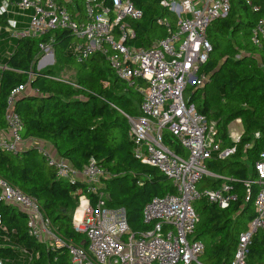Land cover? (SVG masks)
<instances>
[{
	"label": "trees",
	"instance_id": "1",
	"mask_svg": "<svg viewBox=\"0 0 264 264\" xmlns=\"http://www.w3.org/2000/svg\"><path fill=\"white\" fill-rule=\"evenodd\" d=\"M19 0H0V38L11 18L12 4ZM141 15L127 20L134 32L128 42L149 47L166 35L159 20L175 25V18L160 0H130ZM6 3V6L4 5ZM257 10L242 0H230L224 17L213 19L205 29L210 45L197 74L206 75L200 87L191 86L189 101L208 122L214 123V139L220 148L234 147L228 157L213 153L205 162L208 172L218 178L202 176L197 189L217 188L225 183L233 196L220 208L204 198L192 202L197 221L191 234L203 244L200 261L229 264L238 234L254 215L253 200L259 188L253 164L264 147V42L255 46L249 36L255 21L264 15L263 0H255ZM76 10L81 9L79 2ZM17 27L21 25L17 21ZM53 62L36 69L39 43L50 37ZM72 34L52 29L39 36L11 37L6 57L0 59V129L5 125L7 97L24 85L10 104L20 123L22 139L44 141L74 169L92 158L104 171L101 190L108 207L125 211L128 228L138 233L151 227L142 221V208L154 196L173 193L170 180L157 168L140 163L132 153L125 116L139 114L141 97L134 87L117 78L105 57L93 52L77 61L69 49ZM74 66L73 80L59 73ZM239 119L241 132L230 140L228 124ZM258 132V136L254 133ZM163 143L180 152L176 140L163 133ZM249 164V166H248ZM0 178L37 203L51 230L65 241L86 248L83 233L76 232L71 216L80 195L91 203L97 192L88 191L79 180L58 177L36 146L16 152L0 149ZM97 190V191H98ZM0 261L2 264H72L65 247L48 246L28 232L27 214L16 205L0 200ZM244 264H264V234L256 230L247 247Z\"/></svg>",
	"mask_w": 264,
	"mask_h": 264
},
{
	"label": "built area",
	"instance_id": "2",
	"mask_svg": "<svg viewBox=\"0 0 264 264\" xmlns=\"http://www.w3.org/2000/svg\"><path fill=\"white\" fill-rule=\"evenodd\" d=\"M242 1L254 10L259 8L255 0ZM77 2L80 10L75 9ZM160 5L175 18L174 28L166 20H159L166 27V35L149 47H138L128 43L134 32L127 20L141 15L130 0H19L12 4L11 14L19 18L9 19L6 28L13 38L39 36L52 29L68 30L73 37L69 49L77 61L99 52L115 76L134 87L141 97L139 114L125 116L132 153L140 163L157 168L174 187L173 193L154 196L143 206L142 221L150 222L151 227L131 232L124 209L105 205L106 194L98 190L100 177L105 173L92 158L76 170L37 140L20 137L19 119L10 104L25 86L13 89L7 97L5 125L0 129V149L16 152L36 146L56 176L82 181L88 191L97 192L93 203L80 195L71 216L73 229L85 236L86 248L58 237L35 200L2 178L0 200L27 214L28 232L35 239L48 246L65 247L72 264H205L199 259L202 242L191 237L197 221L192 201L204 198L223 208L233 199L224 182L217 188H196L202 176L219 177L206 170V160L213 153L224 159L234 147L220 148L214 139V123L208 122L189 101L190 87H200L207 80L206 75L197 74L210 50L205 29L213 19L228 13L230 0H160ZM261 9L264 12V0ZM249 39L255 46L264 42V15L255 21ZM53 42L51 36L39 43L36 63L48 64ZM184 90L189 91L185 98ZM163 133L176 140L180 152L175 153L163 143ZM239 134L228 131L233 142ZM253 171L259 186L253 200L254 215L238 234L229 264H244L252 234L256 230L264 234V147Z\"/></svg>",
	"mask_w": 264,
	"mask_h": 264
},
{
	"label": "rangeland",
	"instance_id": "3",
	"mask_svg": "<svg viewBox=\"0 0 264 264\" xmlns=\"http://www.w3.org/2000/svg\"><path fill=\"white\" fill-rule=\"evenodd\" d=\"M4 31L6 32V36L0 38V59L6 57L7 50L11 46L10 41H11L12 36L10 35V32L7 28H4ZM44 64H45L44 62H40V65H44ZM48 65L49 64L44 65V66H40L38 68L37 63H36V69H41V68H44L45 66H48ZM73 69H74V66H70L69 68H64L59 73V77L64 79V80H73V75H74ZM188 95H189V91L184 90V92H183L184 98ZM227 129H228L229 133H231L233 130L241 132L242 127H241V124L239 122H237L236 120H233L228 124ZM38 142L43 145V143L41 141H37V143ZM248 166H249V164H248Z\"/></svg>",
	"mask_w": 264,
	"mask_h": 264
},
{
	"label": "crops",
	"instance_id": "4",
	"mask_svg": "<svg viewBox=\"0 0 264 264\" xmlns=\"http://www.w3.org/2000/svg\"><path fill=\"white\" fill-rule=\"evenodd\" d=\"M241 124V123H240ZM227 132H228V129H227ZM238 132V131H237ZM240 133V132H239ZM41 141V140H40ZM43 143V145L45 146V148L49 149V150H52V146L44 141H41Z\"/></svg>",
	"mask_w": 264,
	"mask_h": 264
},
{
	"label": "water",
	"instance_id": "5",
	"mask_svg": "<svg viewBox=\"0 0 264 264\" xmlns=\"http://www.w3.org/2000/svg\"><path fill=\"white\" fill-rule=\"evenodd\" d=\"M53 62V56L52 55H50V57H49V60H48V64H51ZM41 65H39L38 63H37V67L39 68Z\"/></svg>",
	"mask_w": 264,
	"mask_h": 264
},
{
	"label": "bare ground",
	"instance_id": "6",
	"mask_svg": "<svg viewBox=\"0 0 264 264\" xmlns=\"http://www.w3.org/2000/svg\"><path fill=\"white\" fill-rule=\"evenodd\" d=\"M78 214H79V210L76 211V213H75V217H77Z\"/></svg>",
	"mask_w": 264,
	"mask_h": 264
},
{
	"label": "clouds",
	"instance_id": "7",
	"mask_svg": "<svg viewBox=\"0 0 264 264\" xmlns=\"http://www.w3.org/2000/svg\"><path fill=\"white\" fill-rule=\"evenodd\" d=\"M0 11H2V9H0Z\"/></svg>",
	"mask_w": 264,
	"mask_h": 264
}]
</instances>
